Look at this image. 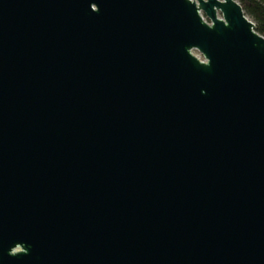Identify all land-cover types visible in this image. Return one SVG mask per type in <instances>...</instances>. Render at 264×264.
<instances>
[{
  "label": "water",
  "instance_id": "obj_1",
  "mask_svg": "<svg viewBox=\"0 0 264 264\" xmlns=\"http://www.w3.org/2000/svg\"><path fill=\"white\" fill-rule=\"evenodd\" d=\"M0 264H264L239 0H0Z\"/></svg>",
  "mask_w": 264,
  "mask_h": 264
},
{
  "label": "trees",
  "instance_id": "obj_2",
  "mask_svg": "<svg viewBox=\"0 0 264 264\" xmlns=\"http://www.w3.org/2000/svg\"><path fill=\"white\" fill-rule=\"evenodd\" d=\"M244 11L256 23L259 33L264 35V0H239Z\"/></svg>",
  "mask_w": 264,
  "mask_h": 264
},
{
  "label": "rangeland",
  "instance_id": "obj_3",
  "mask_svg": "<svg viewBox=\"0 0 264 264\" xmlns=\"http://www.w3.org/2000/svg\"><path fill=\"white\" fill-rule=\"evenodd\" d=\"M195 54L198 55L200 58H203L202 55L198 51H195Z\"/></svg>",
  "mask_w": 264,
  "mask_h": 264
}]
</instances>
